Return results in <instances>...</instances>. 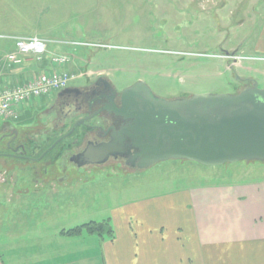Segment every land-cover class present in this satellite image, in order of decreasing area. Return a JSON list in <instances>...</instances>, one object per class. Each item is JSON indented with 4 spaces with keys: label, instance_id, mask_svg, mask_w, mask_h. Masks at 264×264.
Instances as JSON below:
<instances>
[{
    "label": "rangeland",
    "instance_id": "1",
    "mask_svg": "<svg viewBox=\"0 0 264 264\" xmlns=\"http://www.w3.org/2000/svg\"><path fill=\"white\" fill-rule=\"evenodd\" d=\"M263 13L264 0H0V38L38 36L46 40L44 57L53 52L70 57L69 62L55 67L77 75L70 85L83 84L86 78L79 76L83 73L90 77L104 75L118 89L142 80L163 99L228 94L241 91V80L252 79L259 87L264 86V55L253 51L254 33ZM232 54L242 59L227 58ZM50 97L28 100L21 105L18 118L11 121L34 124L39 114L37 105ZM4 121L0 119V124ZM58 133L57 129L50 130L39 141L47 140L45 144L49 145ZM45 144H40L41 148ZM54 152L39 161L21 164L0 156V170L7 171H0V239L8 236V191L16 192L21 185L30 190L31 178L24 172L32 168L40 171L43 163L44 168L48 167L46 162ZM61 164L59 167L70 174L67 183L79 186V201L96 209L91 214L83 208L80 215L88 212L87 219L95 222L109 218L117 205L169 189L198 187L218 180L257 178L264 183V162L257 161L202 166L167 160L134 172H119L111 163L99 170L80 172L67 162ZM248 169L251 171L239 178L229 175L241 173L226 172ZM58 175H50L41 184L58 183ZM224 175L225 179L218 178ZM15 181L21 182L13 186ZM32 194L31 198L22 195L23 200L47 199Z\"/></svg>",
    "mask_w": 264,
    "mask_h": 264
},
{
    "label": "crops",
    "instance_id": "2",
    "mask_svg": "<svg viewBox=\"0 0 264 264\" xmlns=\"http://www.w3.org/2000/svg\"><path fill=\"white\" fill-rule=\"evenodd\" d=\"M254 35L253 51L264 55V13ZM12 49L13 44L0 42L1 74L9 85L53 68L48 56L42 67L29 57L8 66L3 59ZM250 171L226 172L241 173L229 175L239 178ZM24 174L32 179L31 189L21 185L8 191V236L0 239V264H264L262 179L218 180L117 205L103 219L113 237L100 238L61 233L92 221L88 212L80 215L81 209L96 211L79 201V186L67 183L68 172ZM50 175H58V183L41 184ZM32 193L47 199L23 200Z\"/></svg>",
    "mask_w": 264,
    "mask_h": 264
},
{
    "label": "water",
    "instance_id": "3",
    "mask_svg": "<svg viewBox=\"0 0 264 264\" xmlns=\"http://www.w3.org/2000/svg\"><path fill=\"white\" fill-rule=\"evenodd\" d=\"M249 80L250 86L235 93L172 99L157 97L138 80L120 92V107L111 106L116 116L128 121L110 127L108 139L89 142L71 159L82 166L128 154L126 165L137 170L167 160L202 166L264 162V86L252 79L245 81ZM90 118L75 122L43 155Z\"/></svg>",
    "mask_w": 264,
    "mask_h": 264
},
{
    "label": "flooded vegetation",
    "instance_id": "4",
    "mask_svg": "<svg viewBox=\"0 0 264 264\" xmlns=\"http://www.w3.org/2000/svg\"><path fill=\"white\" fill-rule=\"evenodd\" d=\"M79 76L86 78L83 84L76 86L69 85L64 89L55 91L51 94L47 102L44 104L40 102L37 105L39 114L34 124L20 125L11 120H6L0 124V150H2L0 151V156L10 158L13 162L21 164L24 161H39L50 154L52 150L56 149L55 152L52 153L50 161L46 162L48 167L46 166L44 168L46 164L43 163L40 171L32 168L24 172L29 174L66 172L67 169L63 170L62 167H59L62 165L61 162L63 161L69 163L74 171L78 170L77 172H80V169H85L86 171L92 169L99 170L108 163H111L113 165L112 167L119 172L137 170L126 165L125 161L128 154L124 156L119 154L110 155L106 161L101 164L86 162L82 166H77L72 161V155L83 152L89 142L96 143L108 139L110 127L114 126L118 128L128 121L120 116H116L111 110L112 104L116 107H120V92L128 86L118 89L112 81L104 75L90 77L87 74L81 73ZM251 83L250 80H242L241 85L243 88L241 90L250 86ZM236 92H238V90H236ZM88 116L91 118L83 125L76 126L74 131L65 138L67 139L68 146L66 144L63 146L60 144V142L65 140L63 139L56 144L52 150L43 155L45 150L59 137L69 132L75 122ZM37 127H40L38 128V132H33ZM53 129H57V131L61 133H58L56 136L57 139L55 138L49 145L45 144L47 140L43 139L39 141L42 136L47 135L48 132ZM106 130H108L107 134H105ZM40 144H45L47 146L41 148ZM29 152L33 154L29 155ZM39 152L40 154L36 156ZM0 171L7 172L6 170ZM13 173L17 174L23 172H12V174ZM20 182L21 181H19V183ZM15 183L17 182L15 181Z\"/></svg>",
    "mask_w": 264,
    "mask_h": 264
},
{
    "label": "built area",
    "instance_id": "5",
    "mask_svg": "<svg viewBox=\"0 0 264 264\" xmlns=\"http://www.w3.org/2000/svg\"><path fill=\"white\" fill-rule=\"evenodd\" d=\"M9 39L13 41V49L5 54L3 59L8 66L20 65L25 57L39 61L46 55L47 41L38 36ZM80 44L87 47L93 46L91 43ZM227 58L233 61L242 59L241 56L235 54ZM48 60L53 67L52 70L29 76L25 78L23 83L16 85H9L4 82L0 63V119H16L22 104L30 99H39L64 89L77 77L74 72L55 69V67H61L64 63L69 62V56L53 52L49 54Z\"/></svg>",
    "mask_w": 264,
    "mask_h": 264
},
{
    "label": "trees",
    "instance_id": "6",
    "mask_svg": "<svg viewBox=\"0 0 264 264\" xmlns=\"http://www.w3.org/2000/svg\"><path fill=\"white\" fill-rule=\"evenodd\" d=\"M0 41H3L4 43H10V44H13V41L10 40V39H0ZM8 49V48H7ZM44 58L45 57H42L41 60H35L37 61L36 63L39 65V66H44ZM43 60V61H42ZM52 70V69H50ZM48 70V71H50ZM47 71V70H46ZM67 130V129H66ZM61 134V133H60ZM60 144L63 146L64 144H68L67 142V139L63 140L62 142H60ZM60 146V145H59ZM68 146V145H67ZM56 150V149H55ZM53 151V150H52ZM82 232H86V233H89V234H94V235H97L99 236L100 238L102 237H108V238H112L113 237V231H112V228L109 224V221L108 220H102L100 222H95V221H91V222H88V223H85V224H82L78 227H75L71 230H67V231H61V233L63 234H67V235H79L80 233Z\"/></svg>",
    "mask_w": 264,
    "mask_h": 264
}]
</instances>
